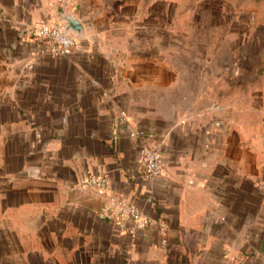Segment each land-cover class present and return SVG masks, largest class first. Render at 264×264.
<instances>
[{"label": "crops", "instance_id": "obj_1", "mask_svg": "<svg viewBox=\"0 0 264 264\" xmlns=\"http://www.w3.org/2000/svg\"><path fill=\"white\" fill-rule=\"evenodd\" d=\"M109 3L77 0L83 35L56 57L28 33L49 0H0V264H264V144L197 103L207 81L150 16ZM132 130L161 142V176L145 177ZM90 174L146 228L101 219Z\"/></svg>", "mask_w": 264, "mask_h": 264}, {"label": "rangeland", "instance_id": "obj_2", "mask_svg": "<svg viewBox=\"0 0 264 264\" xmlns=\"http://www.w3.org/2000/svg\"><path fill=\"white\" fill-rule=\"evenodd\" d=\"M108 1L117 19L131 15L135 21L150 16L156 22L158 37L173 46L174 61L198 68L190 75L194 80L207 81L204 91L208 95L199 97L197 103H218L219 109L215 106L213 110L226 125L235 127L240 139L251 130L253 145L261 149L264 0Z\"/></svg>", "mask_w": 264, "mask_h": 264}, {"label": "built area", "instance_id": "obj_3", "mask_svg": "<svg viewBox=\"0 0 264 264\" xmlns=\"http://www.w3.org/2000/svg\"><path fill=\"white\" fill-rule=\"evenodd\" d=\"M49 4L52 19L35 24L28 29V33L42 40L51 55L56 57L70 55L78 45L79 38L72 32L65 33L64 24L57 16L64 12H72L77 0H49ZM28 67L32 68V65ZM129 134L143 140L139 153L145 177L153 179L161 176L164 170L161 142H155L153 135L144 130H132ZM81 185L93 189L103 198V206L99 213L101 219L115 222L120 227L130 225V230L136 232L143 230L151 222L148 214L122 196L112 193L106 176L90 174L83 179Z\"/></svg>", "mask_w": 264, "mask_h": 264}, {"label": "water", "instance_id": "obj_4", "mask_svg": "<svg viewBox=\"0 0 264 264\" xmlns=\"http://www.w3.org/2000/svg\"><path fill=\"white\" fill-rule=\"evenodd\" d=\"M57 18L63 22L64 24V32H72L77 37H81L83 35V26L80 21L71 13L64 12L59 14Z\"/></svg>", "mask_w": 264, "mask_h": 264}]
</instances>
